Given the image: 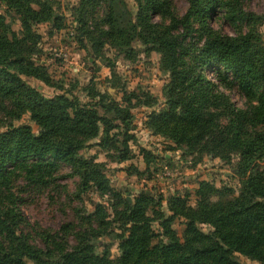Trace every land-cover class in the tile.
<instances>
[{"label": "trees", "instance_id": "trees-1", "mask_svg": "<svg viewBox=\"0 0 264 264\" xmlns=\"http://www.w3.org/2000/svg\"><path fill=\"white\" fill-rule=\"evenodd\" d=\"M0 1L19 14L23 27L19 36L0 14V264H242L237 254L264 264L263 15L249 10L247 0H188L183 14L172 0H136L133 23L124 12L125 0H81L84 47L91 33L87 14L100 3L106 5L101 19L106 40L129 47L137 38L158 46L160 68L168 80L162 88V104L148 115L149 130L184 155L209 154L227 163L236 158L233 169L241 184L237 196L214 200L234 194L233 189L200 181L196 206L189 204L187 196H172L167 215L161 202L145 190L130 203L111 186L96 158L83 153L90 141L100 139L102 147L120 152L119 162L127 161L132 136L125 137L121 149L111 137L117 128L113 120L76 98H46L24 80L32 77L53 86L48 69L33 60L40 40L34 27L54 22L57 29L63 28L53 3ZM219 17L235 34L214 28ZM232 92L245 100L243 107L232 100ZM142 96L145 106L158 105L151 93ZM111 108L122 116L119 119L130 118L128 110ZM25 115L38 126V133L30 124H16ZM148 154L143 151L147 166ZM61 165L79 178L80 194L95 188L117 200L115 220L121 222L117 259H111L107 251L98 253L95 244L112 224L102 204L81 216V229L67 224L54 238L45 237V248L25 233L23 198L14 190L15 180L22 176L28 185L44 186L55 179ZM176 220H183L180 235L172 227ZM155 222L160 233L153 228ZM202 225H209L210 231L204 232ZM71 234L75 242L69 247Z\"/></svg>", "mask_w": 264, "mask_h": 264}, {"label": "rangeland", "instance_id": "rangeland-1", "mask_svg": "<svg viewBox=\"0 0 264 264\" xmlns=\"http://www.w3.org/2000/svg\"><path fill=\"white\" fill-rule=\"evenodd\" d=\"M50 1L54 11L62 17V21L58 23L63 28L57 29L54 22L34 27L40 40L33 60L37 65L48 69L53 86H47L32 77L23 78L46 98L51 99L57 95L76 98L81 104L96 109L100 116L113 120L117 128L112 131L111 137L119 141L114 142L121 149L125 137H133L129 143L130 159L124 162L118 161L120 152L111 146L102 147L100 139L90 141L89 147L83 151L87 157L96 158L111 186L120 191L130 203L134 202L141 190L151 192L161 202L160 207L167 215H170L167 201L172 196H187L189 204L196 206V191L200 181L211 183L219 189H233L234 194L213 198L214 200L228 201L237 196L241 184L233 169L236 158L233 163H227L209 154L184 155L181 150L174 149L173 143L155 135L147 127L148 115L163 102L162 88L168 80L160 68L158 46L152 42L143 44L137 38L129 47L106 40L101 34L106 29L105 25H101L106 5L100 3L94 10L90 8L87 14L91 33L85 38L84 47L81 43V0ZM172 1L179 14H183L188 8V0ZM125 2L127 9L124 12L135 23L138 4L136 0ZM246 7L264 16V0H247ZM0 14L6 18L14 32L21 36L23 27L19 14L8 9L1 1ZM96 19L99 26H96ZM221 19L219 17L213 23L214 28L225 34H235L231 25ZM260 30L264 33V25ZM95 53L99 54L97 59ZM146 92L157 98L156 107L151 109L143 104L145 98L142 93ZM231 98L239 107L244 106L245 100L238 93L232 92ZM113 105L128 110L130 118L125 121L119 119L122 116L116 112V108L108 110ZM21 123L30 124L35 133L39 132L38 126L28 115L16 122ZM143 151L149 153L148 166L144 161ZM262 166L264 167V162ZM70 173V168L61 165L55 179L44 186L28 185L22 176L15 180L14 190L19 191L23 198L20 210L26 218V224L23 225L25 233L39 248H45V237L54 238L67 224H72L76 230L81 229V216L93 213L95 206L102 204L112 224L108 233L98 238L95 244L98 253L107 251L111 259H117L121 254L116 237V234L121 233V222L115 220L114 212L117 200L111 195L100 194L95 188L80 194L79 178ZM149 215L154 216L151 210ZM172 227L180 235L184 229L183 220H176ZM153 228L156 233L161 232L158 222L154 223ZM201 228L204 232L211 229L209 225H202ZM67 237L71 244L69 247H72L75 238L72 234ZM237 259L242 264H260L252 257L239 254Z\"/></svg>", "mask_w": 264, "mask_h": 264}]
</instances>
